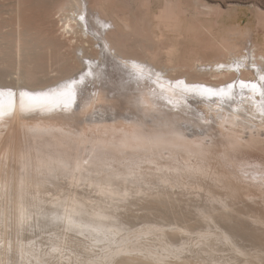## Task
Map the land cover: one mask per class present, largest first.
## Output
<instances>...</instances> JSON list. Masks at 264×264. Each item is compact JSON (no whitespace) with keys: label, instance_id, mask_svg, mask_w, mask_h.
I'll list each match as a JSON object with an SVG mask.
<instances>
[{"label":"bare ground","instance_id":"bare-ground-1","mask_svg":"<svg viewBox=\"0 0 264 264\" xmlns=\"http://www.w3.org/2000/svg\"><path fill=\"white\" fill-rule=\"evenodd\" d=\"M160 1L62 0L41 27L16 1L0 32V89L16 93L0 117V264H264V42L240 9L225 27L222 7ZM201 27L211 60L178 43ZM20 91L45 95L25 111ZM98 103L113 117H88Z\"/></svg>","mask_w":264,"mask_h":264},{"label":"rangeland","instance_id":"rangeland-1","mask_svg":"<svg viewBox=\"0 0 264 264\" xmlns=\"http://www.w3.org/2000/svg\"><path fill=\"white\" fill-rule=\"evenodd\" d=\"M16 1L17 0H0V32L3 31V27H4L3 25L11 24V26H14V24L16 23V16H15V13H14V10L16 9V4H17ZM61 1L62 0H22V3L24 2V4H22V5H24L23 6V14H24L25 23H28L29 25L35 26V27H36V25L38 27L39 26L40 27L41 26H47L49 24L50 25H52V24L55 25V23L58 20V17H56V16L53 15L54 12H55L54 9L56 8V6ZM133 1L132 0H126V1H124V0H118V4H115V5L123 8V9H125L129 5L130 8H131V7H135L134 4L136 2L134 4H132ZM184 1H185V4L187 5V3H188V6H190V8H191V7H193V5H194L193 3H195L196 0H184ZM198 1H200V2L202 1L201 3H207V4H210V5L219 6V7L224 8L226 10V13L224 15V18H223L222 22H223V25L225 27H227V26L229 27L230 26L232 16L235 15V13L237 11H239V9L241 11H244V14L242 15V18H241L242 20H240L241 26L244 27L246 24L249 23L248 21H250L251 22V29H250L251 35H250V39L259 42L258 44H262L264 42V32L261 29L257 30V28H256V26H257L256 20H257V16H258V10H259V8L262 9V10H264V0H198ZM159 2H161V1L160 0H153V12H157L158 11L159 5H160ZM126 3H128V5ZM131 4L133 6H131ZM123 6H126V7H123ZM227 10H228V12H227ZM138 13H139V11H138ZM139 15H142L141 11H140ZM189 17H190L189 18V21H190V19L192 17L191 16H189ZM205 18H206V16H204V17L202 16V23L204 25H207L206 27H209L210 25H212L211 24L212 23L211 20L208 19V18H206V19ZM44 24H46V25H44ZM157 24L160 27V29L165 30L164 27L162 25H160L158 22H157ZM204 28L201 27L200 32L199 31L196 32V33L189 32V33L186 34L187 36L185 35L181 39H178L179 42L178 41L177 42L180 44L181 51L183 50L184 55L186 57L189 56L188 54H190L191 51L194 52L193 50H196L198 47L200 48V45L204 46V44H206V42L209 43V39L211 40V37L212 36H210V34H208L207 30L203 31L202 29H204ZM1 29H2V31H1ZM156 31H157V29H156ZM54 32L57 33L56 30H55V28H54ZM202 32H204L205 34L202 33ZM158 33H159V31H158ZM206 34L209 35L208 38H207V35ZM197 36L200 37L199 40H198V37ZM206 38H207L208 41L206 40ZM238 38H240V40H242V39L245 40V38H242V36L241 37H238ZM200 39H202L204 42H202V40H200ZM185 42H186V45H187L186 47H185ZM187 47H189V48H187ZM195 47H196V49H195ZM204 49L207 50V51H205ZM186 50H187V52H186L187 55L185 54V51ZM188 50H190V52ZM203 50L205 52V54H204L205 56L204 57H206L207 59H210V60L213 59V58H215L216 54H218V53H216V51L218 50L217 47H213L211 49H207L204 46L203 48H200L199 49V51H201V52H203ZM196 51H197V53H199L198 50H196ZM208 51H210V52H208ZM211 52H212V54H211ZM208 55H212V56H208ZM213 55H215V56L213 57ZM49 90L50 89H46V91H49ZM59 90H60V85L58 86V92H59ZM50 91H51L52 94L57 93V90H55V92H54V89H51ZM81 96H83V97L86 96V92L83 91L81 93ZM58 98H59L58 96L55 97V100L54 101H56V103H57L55 107H58L60 105L59 104L60 101L57 102L58 101ZM61 102H62V104H64L63 101H61ZM18 105H20V104H18ZM39 105H40V108H44V109L48 110L47 109L48 106H46L44 104H39ZM92 109H91L92 111H89V112H92L91 114L88 112L89 113L88 117H90V118H92L94 120L98 116H102V115L104 117H107L108 115H110L111 118L113 117V115H111L112 112L109 113V110H107L106 107L101 106V103H98L97 105L94 104V106H93ZM105 109L107 110L106 113L104 111ZM110 117H107V118L110 119ZM187 126H188V128L186 129V132H187V134L189 133L188 136L191 135V133L193 132V130L198 131V132H201V129L199 127L192 126V123H188ZM215 127H216L215 130L212 131V133H213L212 135L215 136V140H220L221 137H222L221 136V133L222 132L220 131L219 126L218 127L215 126ZM217 129H218V131H217ZM224 132L226 133L225 130H224ZM217 133H218V135H217ZM212 149L213 150L215 149L213 151L214 152L213 153L214 154L213 155L214 156L213 161L217 163L216 167L219 168L220 170H222L221 168H222V165L223 164H221V162H220L221 159L219 158V156H221V154H223V152L218 153L217 152L218 149H216V148H212ZM1 151L2 150H0V153H2ZM9 155H10V161L9 162H11L12 164H14L12 162L15 159V155H13V151L11 152V150H10V154ZM0 160H2L1 154H0ZM9 162H5V163H7V165L6 164L5 165L7 166V168H9V166H10V168H9L10 170L9 171L11 173V170L13 168L12 167L13 165H10L11 163H9ZM8 163H9V165H8ZM44 231H45V229H41V230L39 229V230L36 231L37 233L39 232L38 239L42 240L41 243H45L46 242L47 245H50V243H49V241H47V239H42V238L44 236L50 235L51 232L44 233ZM106 234L112 235V232H109V233H106ZM29 235L30 236H33L34 233H29ZM108 235H106V236H108ZM109 237L110 236H108L107 238H109ZM20 243H21V241H20ZM18 247H20V245H18ZM17 255L19 256V248H18V254ZM60 264H69V263L63 261Z\"/></svg>","mask_w":264,"mask_h":264},{"label":"snow or ice","instance_id":"snow-or-ice-1","mask_svg":"<svg viewBox=\"0 0 264 264\" xmlns=\"http://www.w3.org/2000/svg\"><path fill=\"white\" fill-rule=\"evenodd\" d=\"M262 81H264V76L260 77ZM241 88L249 87V85L245 84L244 82H241L240 84ZM231 87V86H229ZM252 89L255 90L257 88L256 84L251 85ZM43 95L45 94H33L28 91H20L19 98H20V106L25 111H31L36 106V102L42 99ZM61 97H67L68 100L65 102L64 106L70 107L71 99L74 98V94L69 91L67 93H60ZM261 95H264V92H261ZM16 96V93L12 91L11 89H8L7 91L0 89V117H3L5 115V104H4V98L7 97L8 104H7V110L10 111L14 106V98Z\"/></svg>","mask_w":264,"mask_h":264}]
</instances>
